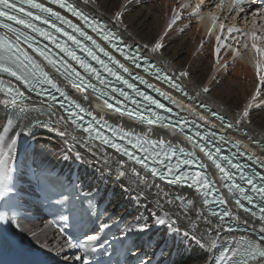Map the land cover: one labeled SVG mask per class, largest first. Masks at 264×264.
Returning a JSON list of instances; mask_svg holds the SVG:
<instances>
[{
	"label": "snow or ice",
	"instance_id": "snow-or-ice-1",
	"mask_svg": "<svg viewBox=\"0 0 264 264\" xmlns=\"http://www.w3.org/2000/svg\"><path fill=\"white\" fill-rule=\"evenodd\" d=\"M82 2L87 4L89 0H82ZM91 2L96 3V0H91ZM250 2L254 3L255 0H250ZM201 3H203V0H201ZM224 3L225 0H221L217 7L223 8ZM243 3L244 0H231L229 11L237 9L242 11L241 5ZM261 3L264 4V0H261ZM47 4L56 5L59 9L71 13L77 20L82 21L83 27L73 23L72 20L65 18L60 12L54 11L51 7L45 6V3L41 2V0H0V29L4 30L3 34H0V105L15 108L21 114L15 121L5 118L0 123V201H4V207L10 209L11 212L9 214L7 211H0V223L11 224L15 227L20 226L17 218V207L14 202L13 169L9 165V160L12 158L13 149L17 142L16 137L20 133H27L31 126V122L27 121V113L32 109L25 105L27 99L25 92L17 84L12 82L14 79L24 89H27L28 92H36L38 95L46 94L52 101L57 100L56 95L53 93H58L68 104V107H65L64 103L60 102V108L64 109L67 115L66 117L63 115L60 116L59 120L70 122L76 128L86 133L85 142L100 141L101 144L115 149L116 152L127 157L134 164L141 165L153 177H160L162 180H167L169 185L176 182L183 184L190 181V186L195 188V191L200 194L202 200L188 198L184 195H176L173 197L161 184L150 182L135 167L129 166L128 170L125 171V162H117L121 176L129 175L130 173V177L135 178L137 184L149 189L155 188L157 194L166 199L168 203L179 201L182 211L188 216L189 228L182 229L177 227L175 222L171 221V217L167 212L162 216L153 213L155 218L154 222L159 225H165L167 223L169 232L180 238L181 242L183 240H190L197 243L201 248H218V255H215L210 262L205 261V264H264V173L255 172L248 174L242 165L234 162V159L220 155L221 148L219 146V140H225V138L219 136L217 139V133L215 131L209 132L208 129H205L204 133L198 131L201 125L197 123V131L192 136H189L188 139L193 142L194 148H199V151L207 157L219 173L221 186L227 189L228 195L224 196L222 193L217 195L214 194V192L219 191L216 188L215 181L209 179L206 171L203 174L201 171L189 174L187 171L181 170L182 164H198L201 169H204L205 166L199 163L194 152L186 150L179 144L174 145L171 142H166L163 138L159 140L151 139V129L143 135H138L135 131H128L122 126L117 125L114 127L102 115L96 117L77 100L73 99L66 89L46 70L45 66L51 68L54 73L63 80L71 83L73 87L79 88L81 92H87L90 89L93 94L97 95L98 99L104 101L109 109L114 107L109 102L110 100L115 99L117 104H121L122 102L116 98L123 97L124 101H130L136 106L132 111L136 112L137 115L150 113L158 122H167L169 119L167 116H162L159 112L142 106L128 92L112 84L107 79L108 77L114 78L126 88L131 89L136 96L146 100L149 105H155L156 108H163L165 111H170V109L165 108L163 104L135 88L132 83H129V80L125 78L124 74L131 76L133 80L140 78L132 75L128 67L116 59L85 29H90L101 41L112 47L114 51L119 52L125 60H131L133 65L140 68L142 65L137 63L136 57H130L123 48L115 47L113 41L119 39L116 33L112 32L106 25L94 22L92 18L71 3V0H47ZM180 7L181 9L192 7L193 14H198L201 11L200 4H196L195 6L181 4ZM173 12L174 16L168 25L169 28L180 19V13L176 12L175 9H173ZM256 15L264 19V7ZM114 19L122 23V11H117ZM211 20L213 27H215L217 17L212 16ZM224 28L225 25L221 23V32H223ZM211 32L212 29L210 28L209 33L211 34ZM227 32L230 34H241L235 25L228 27ZM242 35L246 37L242 47L245 51L253 53L252 64L256 70L257 80L259 81L256 91L260 94L261 100H264V74H262L264 73V46H257V42L261 40V37L254 30L242 33ZM248 41L251 43L249 44ZM237 43L239 44L240 42L237 41ZM161 46L157 42L152 48V51H158ZM145 47H148V45H145ZM224 47L226 45L222 42L221 36L218 35L216 37L215 47L217 63H219L221 48ZM233 51L238 55H242L239 52V48L233 49ZM144 63L148 64V61L144 59ZM94 65H98L99 67ZM145 70H155L159 73V70L154 69V66L151 65ZM179 76L186 77L188 73L181 71ZM5 77L12 79L6 80ZM160 78L158 74L157 79ZM163 80L172 88L188 96L187 91L166 74L163 76ZM140 82L145 83L147 87H152L151 85H147L143 80H140ZM109 89L110 92L108 91ZM154 90L158 95L165 96L159 89ZM203 92H209V88L204 87ZM110 93H115V97ZM198 95L199 92L197 93ZM165 98L167 99V97ZM188 98L192 99L190 96ZM256 99L257 95H253L251 98V100ZM169 102L175 103V101L171 100ZM201 106L206 107L204 105ZM73 108L79 111H72L71 109ZM251 108L252 103L250 101L242 112L236 113L234 117L235 124L228 122L225 116L218 113L214 112L212 115L220 120L224 127H239L247 135V129L243 126L245 123H252ZM40 111L43 113L45 110L41 109ZM47 112L52 113L51 105H49ZM79 113L91 116L102 128L112 131L113 136L125 141L127 144H131L132 149H135V151H130L124 145L109 139L102 132L94 128L91 123L87 126L79 123L82 120V116ZM200 119L204 120V117L201 116ZM175 123L181 127L184 126L180 125L179 121ZM207 123L208 121L205 120V124ZM209 136L212 139H209ZM194 137H198L199 140H195ZM199 141H203V143L201 144ZM213 141H216L215 145ZM225 142L227 143L228 141ZM92 146L96 147L95 144ZM213 146L215 147L214 152L206 150L208 147ZM231 146L237 150L236 154L246 157L249 161L259 164L260 168H264V163H261L259 157L241 150L239 142H233ZM76 158L78 160L82 159L79 153H76ZM174 158L175 163H173ZM237 180L242 183L237 182ZM245 184L247 185V190L243 186ZM67 199L68 197L63 196L61 193V198L56 200V203H60L61 200L66 201ZM230 201L234 202L244 212L250 213L252 218L258 217L259 228L252 226L248 220L242 219L232 211L229 207ZM256 201H260V203L257 204ZM215 204L222 206L219 211L212 207ZM192 210L195 211V217L189 215ZM205 210L211 216L218 217L222 222L221 224H215L214 226L205 228V232L209 238L208 240H205L203 236H197L193 230L199 228V222L201 220L204 221L205 225L212 223L204 216ZM66 211H70V209ZM225 218H227L228 223H223ZM59 219L67 221L70 217L69 215L61 214ZM232 225H236V230L243 233L239 238L225 240L219 245L216 240L211 239L214 235L219 236L221 231H232ZM240 225H245V227H240ZM111 227L112 225L107 221L101 222L99 225L101 232L109 230ZM149 227L147 223L137 222L127 225L125 229H122L121 235L126 236L128 233L134 232L146 233ZM85 241L94 243L75 245L69 241V246L82 247L86 253L89 251L95 252L97 248L107 252L110 246L106 238H102L96 234H86ZM74 260L80 262V264H90V259L87 255H76ZM148 264H151V261Z\"/></svg>",
	"mask_w": 264,
	"mask_h": 264
},
{
	"label": "bare ground",
	"instance_id": "bare-ground-1",
	"mask_svg": "<svg viewBox=\"0 0 264 264\" xmlns=\"http://www.w3.org/2000/svg\"><path fill=\"white\" fill-rule=\"evenodd\" d=\"M85 10L98 15L110 22L118 31L123 33L126 42L140 45L149 55L158 60L172 74L181 80L185 86L197 97L198 101L210 103L212 107L228 118L234 120L237 112H242L244 107L251 101L250 109L252 123L244 124L247 135L239 128V139L248 145L256 141L257 151L264 154V100L260 94H255L257 83L256 70L252 64L253 53L247 51L245 56L238 55L233 51V47L226 46V52L219 54V63L215 53L216 31L212 29L211 34L214 39L207 36L210 26L201 33L194 24V20L187 13L188 11L178 10L179 3L176 0H96V3L85 4L78 0ZM180 13V19L168 27L173 19L174 12ZM122 11V23L115 21V13ZM213 15H205V20H211ZM159 42L162 46L158 51H152L154 45ZM148 45V47H145ZM233 56V57H231ZM181 71L187 72L188 76L180 77ZM215 78V79H214ZM209 88V92H203V88ZM199 95L197 96V93ZM253 95H257L256 100H251ZM194 106V105H192ZM32 109L27 114L32 118L27 119L31 123L35 120L44 124L30 126L27 133H20L16 137L21 150L33 148L34 154L42 166L48 168H76L78 175L84 180L85 186L95 185L97 188H111L109 200L110 211L117 212L119 216L126 207L137 204V208L129 217V222L152 224L155 220L153 213L164 215L165 212L175 222L177 227L187 229L190 227L188 216L182 211L179 201L168 203L161 195L157 194L155 188H145L135 182V178L129 175L121 176L118 158L112 152L106 151L92 145V142H85L86 137L76 132L67 122L59 120L62 116L57 111L48 113V108L38 106L29 107ZM41 109L45 110L43 113ZM199 110L198 108H196ZM54 113V114H53ZM18 110L12 107L0 105V123L5 118L15 120ZM46 114V116H42ZM51 116V119H50ZM19 131V129H17ZM79 153L82 159L76 158ZM125 162V171L129 166L135 167ZM138 172L145 175L150 182L158 183L150 178L142 170L135 167ZM168 190V189H166ZM171 196L182 195L181 192L168 190ZM195 199V198H193ZM121 209H118L121 207ZM195 217V211L189 213ZM204 216L211 221L210 225H205L204 221L199 222V228L193 229L197 236H203L208 240L206 227L221 224L214 218ZM224 223V222H223ZM39 229V228H38ZM30 234L34 232L33 227L24 230ZM153 232L156 235V242L166 239L168 250H175L176 264H205L211 261L216 255L218 248H201L197 243L190 240H183L172 235L165 225H158ZM239 236L236 232L221 231L219 236H212L218 245L229 238ZM53 235L50 231L42 230L38 235L31 238L33 246H39L43 250H48L53 246ZM47 242V245H44Z\"/></svg>",
	"mask_w": 264,
	"mask_h": 264
},
{
	"label": "rangeland",
	"instance_id": "rangeland-1",
	"mask_svg": "<svg viewBox=\"0 0 264 264\" xmlns=\"http://www.w3.org/2000/svg\"><path fill=\"white\" fill-rule=\"evenodd\" d=\"M231 57H233V56H231ZM256 73V72H255ZM256 75V74H255ZM257 78V77H256Z\"/></svg>",
	"mask_w": 264,
	"mask_h": 264
}]
</instances>
